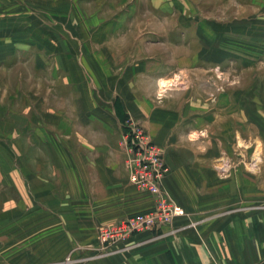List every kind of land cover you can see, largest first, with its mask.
I'll list each match as a JSON object with an SVG mask.
<instances>
[{"label":"crops","instance_id":"obj_1","mask_svg":"<svg viewBox=\"0 0 264 264\" xmlns=\"http://www.w3.org/2000/svg\"><path fill=\"white\" fill-rule=\"evenodd\" d=\"M28 1L55 12L28 48L64 76L57 106L1 113L0 264H264V0ZM127 123L185 215L118 250L100 230L156 208Z\"/></svg>","mask_w":264,"mask_h":264},{"label":"rangeland","instance_id":"obj_2","mask_svg":"<svg viewBox=\"0 0 264 264\" xmlns=\"http://www.w3.org/2000/svg\"><path fill=\"white\" fill-rule=\"evenodd\" d=\"M39 5V3L30 4L28 0H17L16 3L5 4L3 8L0 7V118L2 117L1 113L7 110L5 107L23 108L22 105L25 104L23 100H27L29 97L34 100V103L36 101L35 97H42L41 100L49 99L51 106H57L51 102L56 96H54L55 92L50 87L55 83L62 82L64 74H56V77L52 72L54 61L46 62L44 57L36 59L34 56L35 49L30 50L28 48L30 33L33 32L34 28L37 29V33H44L45 26L40 25L41 21L39 19H42V23L43 21L46 23L48 18L52 19L55 14V12L52 14ZM44 66H48L47 69H43ZM98 96L103 98L106 94L104 91H100ZM13 97L20 99L22 102H18V100L12 106ZM40 102L42 103V101ZM110 102V100H107L106 103L109 105ZM41 107L45 108V105L42 104ZM127 165L129 170V164ZM116 225L106 226L100 230L99 241L103 247L109 246L120 250L119 246L126 243L132 236L154 230L148 229L136 232L128 239L114 243H103L102 232L114 229L113 227ZM69 256L71 261L66 263ZM98 256L92 254L79 258L72 252L65 258L64 264H80Z\"/></svg>","mask_w":264,"mask_h":264},{"label":"built area","instance_id":"obj_3","mask_svg":"<svg viewBox=\"0 0 264 264\" xmlns=\"http://www.w3.org/2000/svg\"><path fill=\"white\" fill-rule=\"evenodd\" d=\"M125 127L131 144L128 161L130 178L140 190L148 191L155 197L156 208L153 213L128 218L114 226V229L103 231V243L128 239L136 232L169 225L176 217L185 215V210L163 190V180L169 175L170 168L162 151L146 140L138 127L128 123ZM69 261L70 256L66 263Z\"/></svg>","mask_w":264,"mask_h":264},{"label":"bare ground","instance_id":"obj_4","mask_svg":"<svg viewBox=\"0 0 264 264\" xmlns=\"http://www.w3.org/2000/svg\"><path fill=\"white\" fill-rule=\"evenodd\" d=\"M164 80H165V79H164ZM260 145H261V143H260ZM256 151H257V150H256ZM257 152H258V151H257ZM259 152H260V151H259ZM259 152H258V153H259ZM255 156H256V155H255Z\"/></svg>","mask_w":264,"mask_h":264}]
</instances>
